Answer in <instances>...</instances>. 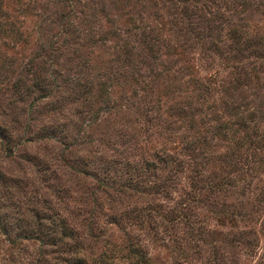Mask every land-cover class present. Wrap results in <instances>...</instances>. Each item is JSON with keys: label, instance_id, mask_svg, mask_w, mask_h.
<instances>
[{"label": "rangeland", "instance_id": "374dc122", "mask_svg": "<svg viewBox=\"0 0 264 264\" xmlns=\"http://www.w3.org/2000/svg\"><path fill=\"white\" fill-rule=\"evenodd\" d=\"M30 209L90 259L264 264V0H0V264H63Z\"/></svg>", "mask_w": 264, "mask_h": 264}, {"label": "trees", "instance_id": "16d2710c", "mask_svg": "<svg viewBox=\"0 0 264 264\" xmlns=\"http://www.w3.org/2000/svg\"><path fill=\"white\" fill-rule=\"evenodd\" d=\"M160 186V190H164V186ZM30 212L29 218L20 219L24 225L22 227L17 225L16 227L20 228L16 233L19 239L37 244V257L34 261L38 263L41 259L44 261L42 254L50 253L53 254V259L60 260L63 264H147L146 255L140 253L137 246L135 247L128 239H124L122 244L114 245L115 249L110 248L109 252L105 249L106 251L99 252L94 259H90L84 254L85 247L79 241L80 235L75 230L68 229L61 219L51 218L50 215L38 210L30 209ZM0 229L6 236L7 222L0 220ZM40 245H47L49 249L46 251L39 248ZM110 252L119 253L121 261H118L119 255L115 256Z\"/></svg>", "mask_w": 264, "mask_h": 264}]
</instances>
